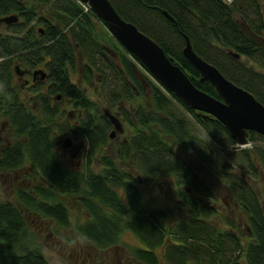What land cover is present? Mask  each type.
Returning a JSON list of instances; mask_svg holds the SVG:
<instances>
[{
    "label": "trees",
    "instance_id": "obj_1",
    "mask_svg": "<svg viewBox=\"0 0 264 264\" xmlns=\"http://www.w3.org/2000/svg\"><path fill=\"white\" fill-rule=\"evenodd\" d=\"M110 2L125 20L158 42L201 90L218 97L184 56L186 36L201 57L264 104V48L253 44L239 26L244 20L264 36V0ZM39 5L53 8L50 17L39 14ZM11 14L20 20L8 25L5 33L0 31V120L5 119L13 140H0V170H16L30 163L41 178L42 184H35L32 190L18 191L17 198L25 207L68 228L70 212L58 194L76 195L88 215L77 225L79 234L106 250L130 231L146 247L128 248L136 264H243V260L264 264V135L250 132L251 146L240 148L219 120L200 116L158 81L145 76L147 93L136 73L139 64L145 66L111 33L122 47H116L117 56L112 57L93 28L94 18L105 22L96 13L85 11L79 0H33L31 4L0 0V17ZM78 51L85 64L82 81L92 84L95 73L101 76L105 103L135 128L131 138L118 144L115 157L106 151L112 122L72 80L79 70ZM243 57L260 71L242 62ZM16 65L29 70L44 68L48 73L46 80L36 81L32 87L36 94L32 104L21 99ZM55 94L73 102L77 110L74 121L70 115L64 122L58 121L61 110L60 103L52 100ZM137 97L151 104L123 106ZM179 106L194 117L198 130L179 112ZM60 135L85 142L79 167L68 166L57 154ZM168 137L184 150L196 152L240 205L252 232L247 244L237 222L226 219V227H222L215 220L219 215L214 204L216 191ZM215 148L229 153L233 165L224 157L220 162V151ZM97 157L101 171L93 167ZM119 161L128 163L147 181L174 177L179 206L185 213L171 222L169 208L145 207L141 178L122 168ZM258 183L263 186L261 192ZM34 240L23 210L0 199V264H51Z\"/></svg>",
    "mask_w": 264,
    "mask_h": 264
},
{
    "label": "rangeland",
    "instance_id": "obj_2",
    "mask_svg": "<svg viewBox=\"0 0 264 264\" xmlns=\"http://www.w3.org/2000/svg\"><path fill=\"white\" fill-rule=\"evenodd\" d=\"M29 4L33 0H26ZM53 8L49 5H39L38 12L41 16L50 17ZM20 20V18H19ZM96 35L106 46H109L115 51L116 47L122 48L117 40L112 36L109 28L104 24L100 19H93ZM0 31L6 32L7 25L5 23L0 25ZM77 65L78 72L72 75V80L79 84L84 90L86 95L93 100L99 107L102 112L106 109H109L113 114L119 115L120 119L123 122L124 132L118 133L114 138H110V142L106 148V151L110 153L113 157L116 156L118 150V144L122 141H127L135 133V128L129 125L117 112V110H112L107 103L104 101V91L101 83V76L95 73L94 80L92 84H86L82 81L81 69L84 68V61L80 51L77 52ZM83 61V62H82ZM242 62L245 64L254 67L256 70L260 71L258 66H255L246 58H242ZM139 70L153 80V77L142 65H138ZM16 77V82H20ZM29 82L25 84V81L21 88V99L24 103L32 104V101L35 99L36 94L32 92V87L35 83L32 82L31 77H27ZM48 85H45L47 88ZM149 90L147 89V93ZM58 94L52 96L54 102L60 103L61 114L58 121L60 123L66 120L68 113L75 111L76 108L73 105V102L65 96H61L60 99L56 98ZM137 104H146L150 105V101L145 98L137 97L131 101L123 103V106L133 107ZM179 112L182 115H185L192 127L195 130H198V124L196 123L194 117H192L185 109L179 106ZM77 113V110H76ZM76 119V115L71 118L72 121ZM5 119L0 120L1 125L4 124ZM3 131H1L2 141H11L13 140V135L11 133L8 124H4ZM73 138L71 135L58 136L56 141V152L60 155L65 163L68 166L74 167V162L72 163L67 152L64 151L63 141L67 138ZM168 141L174 146V148L182 154L184 157H187L194 168L198 173L204 177L207 182L213 187L217 194V200L214 203L219 210L218 217L215 220H219V223L222 227H226V219H231L237 222L240 226L241 232L243 234V240L245 244L251 240V227L248 221V217L243 212L240 205L235 201V199L229 194L225 185L219 181L214 175H212L206 167L199 160L198 154L193 151H186L181 146H179L172 138H167ZM76 140V139H74ZM82 141V139L76 140L77 143ZM215 145V144H214ZM85 149V148H84ZM83 149V157L85 156L86 150ZM220 151L219 155L220 162L222 158H226V161L233 165V162L228 158V154L222 151L219 148H215ZM228 158V159H227ZM99 157L94 160V169L96 171H101L102 165L99 162ZM83 161V160H82ZM81 161V162H82ZM119 165L124 169H131L133 175L141 178V188L143 192V205L147 208H169L172 211V216L170 221H176L177 217L182 216L185 212L180 209L179 206V197H178V186L176 185L175 179L172 176H159L153 181H147L141 177L140 174L132 170L128 163H123L119 161ZM42 184V180L37 176L35 171L32 168L30 163L25 164V166L11 171L0 170V199L7 202H12L18 205L24 212L25 218L28 222L30 231L35 237V242L42 246L45 256L51 264H136V261L133 259L132 255L129 252L128 248L141 247L146 248L141 241L130 231H125L122 234L121 242L109 249L102 250L96 248L93 244L85 240L78 232L77 225L83 223L88 215L84 208L78 203L76 195H59L58 200L66 204L70 212V221L71 226L68 228H63L57 223L52 221L49 218H44L42 215L28 209L25 207L17 198V193L19 190H32V187L35 184ZM257 189L261 192L263 186L261 183L256 184ZM157 252L161 255L162 250L158 249ZM243 264H247L243 260Z\"/></svg>",
    "mask_w": 264,
    "mask_h": 264
},
{
    "label": "water",
    "instance_id": "obj_3",
    "mask_svg": "<svg viewBox=\"0 0 264 264\" xmlns=\"http://www.w3.org/2000/svg\"><path fill=\"white\" fill-rule=\"evenodd\" d=\"M81 1L91 6L93 11L106 23L118 42L141 61L154 80L184 104L196 110L200 116L210 115L219 120L238 146H245L248 143L250 132L264 135V104L249 90L228 79L218 67L201 57L195 51L189 37L186 36L183 54L200 74L201 81H207L215 88L218 97L198 88L175 59L170 57L158 42L141 31L134 23L125 20L110 0ZM164 13L173 20L169 13ZM18 21V15H8L0 18V25L2 23L11 25ZM239 26L253 44L264 48V37L253 31L246 21H239ZM105 49L112 57L117 56L109 46L105 45ZM230 53L234 54L236 58H240V54L232 51ZM15 72L19 77H23L28 70H23L19 65H16ZM136 73L144 88L147 89L149 87L147 78L138 68H136ZM47 75V71L43 69L33 71L35 81H44ZM57 98L60 99L61 95H58ZM71 114L72 112L69 113V115ZM104 115L110 119L114 127L110 133L111 139H114L118 133L124 132L123 122L119 115L113 114L109 109L104 111ZM63 143L66 148H70L72 138L65 139ZM84 148L85 142L82 140L71 150V157L76 158Z\"/></svg>",
    "mask_w": 264,
    "mask_h": 264
},
{
    "label": "flooded vegetation",
    "instance_id": "obj_4",
    "mask_svg": "<svg viewBox=\"0 0 264 264\" xmlns=\"http://www.w3.org/2000/svg\"><path fill=\"white\" fill-rule=\"evenodd\" d=\"M32 72H33V70H29V69H28V72H27L26 75H24L23 77H19V76H17V77H18L17 79H18V81L20 82L21 88L23 87L22 85H23L24 83L27 84V83L29 82V79L26 80L27 77H31L33 83H35L36 81H39V80H36V81L34 80V77H33V73H32ZM22 81H25V82L22 83ZM59 95H61V94H59ZM56 98H57V96H56ZM74 116H75V111L72 112V114L70 115V117L73 118ZM4 124H7V123L5 122ZM4 124H2V127L0 128V133H1V131H3V130H2L3 127H5ZM11 133H12V132H11ZM0 140H2L1 134H0ZM7 143H9V141H7ZM76 144H77L76 140H74V139L72 138V144H71V147H70V148H66V147L64 146V143H63V147H64V151L68 153L71 162H72V163L74 162V164H75V162H76L75 166L79 167V166L81 165V163H82L81 161L83 160V159H82V157H83V150L81 151V153H80L76 158H72V157H71V150L73 149V147H75Z\"/></svg>",
    "mask_w": 264,
    "mask_h": 264
},
{
    "label": "built area",
    "instance_id": "obj_5",
    "mask_svg": "<svg viewBox=\"0 0 264 264\" xmlns=\"http://www.w3.org/2000/svg\"><path fill=\"white\" fill-rule=\"evenodd\" d=\"M224 1H226L227 3H231L233 0H224ZM83 6H84V8H85L86 11H90V6H88V5H86V4H83ZM247 146H251V143H248V144L246 145V147H247Z\"/></svg>",
    "mask_w": 264,
    "mask_h": 264
}]
</instances>
